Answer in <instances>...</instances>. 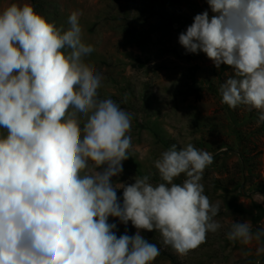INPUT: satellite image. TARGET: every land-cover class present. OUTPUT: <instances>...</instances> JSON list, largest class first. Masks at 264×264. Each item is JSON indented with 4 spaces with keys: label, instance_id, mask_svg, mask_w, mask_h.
I'll return each instance as SVG.
<instances>
[{
    "label": "clouds",
    "instance_id": "clouds-1",
    "mask_svg": "<svg viewBox=\"0 0 264 264\" xmlns=\"http://www.w3.org/2000/svg\"><path fill=\"white\" fill-rule=\"evenodd\" d=\"M207 3L213 15H195L179 43L229 66L221 103L255 109L264 122V0ZM68 25L57 27L27 0L0 9V264H153L160 247L143 230L186 255L221 228L219 206L200 183L213 157L172 144L154 162L160 183L136 175L114 187L130 156L132 116L99 98L102 77L84 63L94 48L82 42L77 13ZM109 217L131 222L135 234L118 237ZM261 237L264 226L253 233L249 222L226 233L242 244Z\"/></svg>",
    "mask_w": 264,
    "mask_h": 264
},
{
    "label": "rangeland",
    "instance_id": "rangeland-1",
    "mask_svg": "<svg viewBox=\"0 0 264 264\" xmlns=\"http://www.w3.org/2000/svg\"><path fill=\"white\" fill-rule=\"evenodd\" d=\"M12 0H0V9ZM24 3L25 0H18ZM36 11L65 30L68 17L78 14L82 42L94 51L84 58L102 77L100 99L111 98L132 116L131 147L114 187L149 175L160 183L154 162L172 144L208 152L212 163L200 183L210 202L219 206L215 220L221 228L208 232L205 242L180 256L160 245V234L142 235L160 247L153 264H264V237L250 244L226 239L235 222H249L253 233L264 226V122L258 111L221 103L219 85L233 70L218 69L202 51L187 53L179 35L207 10V0H27ZM4 130L0 129V132ZM184 176L174 180L182 183ZM123 200V189H117ZM116 223L119 237L136 228Z\"/></svg>",
    "mask_w": 264,
    "mask_h": 264
}]
</instances>
